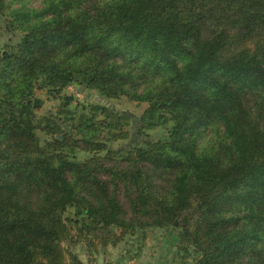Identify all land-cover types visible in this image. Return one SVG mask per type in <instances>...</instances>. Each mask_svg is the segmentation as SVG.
Segmentation results:
<instances>
[{
  "label": "trees",
  "instance_id": "trees-1",
  "mask_svg": "<svg viewBox=\"0 0 264 264\" xmlns=\"http://www.w3.org/2000/svg\"><path fill=\"white\" fill-rule=\"evenodd\" d=\"M2 16L18 39L0 48V264H84L64 242L175 225L192 264H264V0H0ZM73 82L146 102L140 134L168 138L113 146L132 117L104 106L38 114L37 89Z\"/></svg>",
  "mask_w": 264,
  "mask_h": 264
},
{
  "label": "rangeland",
  "instance_id": "rangeland-1",
  "mask_svg": "<svg viewBox=\"0 0 264 264\" xmlns=\"http://www.w3.org/2000/svg\"><path fill=\"white\" fill-rule=\"evenodd\" d=\"M17 39V33L6 28L5 16L0 17V48ZM36 94L44 100L38 114L59 116V120L66 118L67 114L64 112L66 110L74 112L76 117H79L82 112H88L93 105L104 106L110 112L129 114L132 117L128 126L130 136L124 141L113 143V146L133 145L147 138L166 139L169 135L165 128H156L149 130L147 134H140L138 119L148 106L146 102L132 101L127 97L108 98L79 82L69 84L60 93L42 88L37 89ZM69 98H71L69 104L64 106ZM103 116L105 115L100 114V117ZM40 133L43 138L46 137L42 131ZM84 155L81 153V157ZM178 233L177 225L170 228L151 227L137 235L126 236L116 245L103 246L96 243L91 247L85 241H66L63 245L67 252L76 253L84 264H192L191 258L182 257L178 252Z\"/></svg>",
  "mask_w": 264,
  "mask_h": 264
},
{
  "label": "water",
  "instance_id": "water-1",
  "mask_svg": "<svg viewBox=\"0 0 264 264\" xmlns=\"http://www.w3.org/2000/svg\"><path fill=\"white\" fill-rule=\"evenodd\" d=\"M60 137H62V136H60ZM176 224H177V222H176Z\"/></svg>",
  "mask_w": 264,
  "mask_h": 264
}]
</instances>
